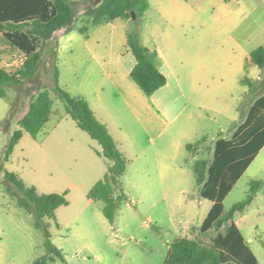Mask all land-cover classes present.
I'll use <instances>...</instances> for the list:
<instances>
[{
  "label": "rangeland",
  "instance_id": "1",
  "mask_svg": "<svg viewBox=\"0 0 264 264\" xmlns=\"http://www.w3.org/2000/svg\"><path fill=\"white\" fill-rule=\"evenodd\" d=\"M98 1H77L73 22L89 28V43L99 56H105L113 81L131 85L148 106L163 112L159 124L155 115L149 127L154 142L140 135L141 148L135 150L119 139L130 163L122 176L128 200L117 211L115 223L104 216L102 202L90 200L72 186L67 177L75 176L77 164L48 136L63 116L69 117L67 130L75 129L65 100L54 90L56 37L43 45L37 76L20 87H8L7 97H0V163L41 193L68 192L69 204L56 210L50 230L53 243L69 263L164 264L176 238L212 246L216 235L230 224L206 233L201 230L211 201L200 195L194 168L198 159H215L219 141L231 138L247 120L251 123L264 107V68L248 60L254 49L264 46V0H149L142 17L131 15L93 25L89 9ZM131 33L168 64L164 70L168 83L153 96H147L131 77L132 52L119 61V55L128 49ZM13 51L0 47V60ZM44 90L54 102L51 122L36 137L25 133L5 161L6 146L19 128V120ZM116 107H120L118 102ZM11 108L14 111L8 119ZM119 115L126 122L124 111ZM259 121L264 123V115ZM260 127L258 124L248 133L255 153L223 203L229 210L248 197L251 182L262 181L254 202L235 218L258 264H264V132H259L264 129ZM161 130L163 134L158 136ZM7 183L5 170L0 169V264H31L43 255L48 256L49 264H66L47 253L43 231L8 193ZM186 221L193 223L181 228L180 223Z\"/></svg>",
  "mask_w": 264,
  "mask_h": 264
},
{
  "label": "trees",
  "instance_id": "2",
  "mask_svg": "<svg viewBox=\"0 0 264 264\" xmlns=\"http://www.w3.org/2000/svg\"><path fill=\"white\" fill-rule=\"evenodd\" d=\"M77 1L79 0H0V33L26 55L24 63L14 73L0 68V97H7L8 87H20L37 76L42 64L43 45L60 30L74 28V4ZM148 8L149 0H99L97 6L89 9V15L92 16L93 25H100L116 18H129L133 10L137 17H142ZM80 30L87 33L89 28L83 27ZM128 42L136 58L131 77L151 96L167 83V77L159 66L158 53L144 46L135 33L129 34ZM248 60L264 68V46L254 49ZM58 76L59 70L56 66L54 90L65 100L67 113L79 128L101 144L102 154L111 161L107 173L92 187L88 196L94 201L102 202L104 216L114 224L117 211L128 200L122 176L130 160L88 102L67 93L59 85ZM53 105V99L47 90L40 91L32 99L29 109L19 120V128L13 132L6 146L5 161L10 159L25 133L36 137L42 131L53 114ZM13 111L14 108H11L8 119ZM251 143L252 141L221 140L212 164L207 159H198L195 162L194 169L199 185L205 182L209 171L202 195L216 200L201 227L202 231L220 229L227 223L230 224L226 231L216 235L212 246L195 239L176 238L164 264H258L256 255L233 219L237 213L244 212L253 203L256 190L262 185V181L251 182L248 197L235 203L229 210H225L223 203L253 157ZM0 169L5 170L8 193L20 207L33 215L36 228L43 231L47 253L66 264H72L67 261L62 249L53 243L50 230V220H56V210L69 204L68 192L41 193L35 185L28 184L19 174L6 169L2 163ZM31 264H49L48 256L43 255Z\"/></svg>",
  "mask_w": 264,
  "mask_h": 264
},
{
  "label": "crops",
  "instance_id": "3",
  "mask_svg": "<svg viewBox=\"0 0 264 264\" xmlns=\"http://www.w3.org/2000/svg\"><path fill=\"white\" fill-rule=\"evenodd\" d=\"M55 37L57 41L55 58L56 66L59 70V85L71 96L84 98L88 102L89 106L95 112L97 118L107 126L110 134L117 142L121 151L124 152L125 150L124 147H122L119 139H124L126 143L129 146L133 147L135 150H140L141 148V144L137 140L140 139L138 137L140 135L143 136L145 134L146 137L151 140V142H154L153 134H151L149 127L152 126L151 123L155 115V122L157 125L159 124L160 119L163 118V112H157L152 106H148L143 95L141 93H138L131 85L121 86L117 85L113 81L110 72L108 71L104 63L105 56H99L95 52L94 48L89 43L90 35L88 33L81 32L80 28L75 23L72 30L62 29L55 35ZM4 38L5 36L0 33L1 49L7 48L14 51L2 55V59L0 60V68L6 70L9 73H14L24 63L26 55L18 47L12 45V43L6 38L11 44L9 45V43L4 41ZM126 45L128 48L127 51H124L123 54L119 55L120 62L123 61L124 55L127 54L129 50L132 52L128 41ZM159 61L160 69L167 77L168 83L169 79L164 71L166 70V68H168V64L163 63V61L160 59V56ZM167 83L161 88L165 87ZM107 85H109L108 89H106ZM160 89H158L157 91H159ZM154 94H152L151 96H153ZM117 102L120 105L119 109L116 107ZM119 111H124L126 122L123 121V119L119 115ZM262 115H264V107L261 109L260 113L255 116V119H253L251 123L248 120L246 122L243 121L244 123L242 122V126L236 129L231 138H225L235 141L249 142L252 139L248 135L251 129L255 128V126L258 124H261V127L259 129H264V123H261L259 121ZM68 118L69 117L63 116L57 119V121H55L54 123L53 131L48 136L52 138L51 142L55 143L54 146L59 149L65 150L67 154H71L73 156L74 161L77 164V167L74 170L76 174L73 178H71L70 176H68L67 178L71 180L73 187L79 188L88 196L92 187L105 176L111 162L109 163V161H107L108 158H106L102 154L101 144L97 140L93 139L89 135V133L88 135H85L78 131L76 128L79 127L73 119L72 120L74 121V127L72 128L75 129H70V131L67 130V126L68 124H70L68 123ZM51 120L52 116L46 124L50 123ZM60 128L63 130L59 131L58 129ZM162 134L163 130L158 132L157 135L161 136ZM50 138H47V141L50 140ZM213 162L214 159L210 164H212ZM245 171L243 173H245ZM208 177L209 171L207 173L205 182L200 185L198 184L200 187V195L202 197H204L202 195V191L204 189L205 183L208 180ZM238 181L236 182V184L238 183ZM229 193L226 195V197L229 195ZM205 198L211 201V210L216 200L210 197ZM89 199L93 200L91 198ZM207 216L205 217V219L207 218ZM244 218L245 217H241V220H243ZM205 219L200 223V228L202 227ZM233 221L237 224L238 227L240 226V222L237 221L236 218H234ZM192 223V221L181 222L180 226L181 228H184L188 227Z\"/></svg>",
  "mask_w": 264,
  "mask_h": 264
},
{
  "label": "water",
  "instance_id": "4",
  "mask_svg": "<svg viewBox=\"0 0 264 264\" xmlns=\"http://www.w3.org/2000/svg\"><path fill=\"white\" fill-rule=\"evenodd\" d=\"M132 17H133L134 19H136V17H137V14H136V11H135V10L132 11Z\"/></svg>",
  "mask_w": 264,
  "mask_h": 264
}]
</instances>
